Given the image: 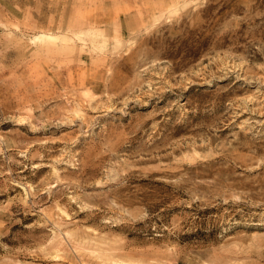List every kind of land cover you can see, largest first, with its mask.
I'll list each match as a JSON object with an SVG mask.
<instances>
[{"label":"rangeland","instance_id":"374dc122","mask_svg":"<svg viewBox=\"0 0 264 264\" xmlns=\"http://www.w3.org/2000/svg\"><path fill=\"white\" fill-rule=\"evenodd\" d=\"M0 264H264V0H0Z\"/></svg>","mask_w":264,"mask_h":264}]
</instances>
